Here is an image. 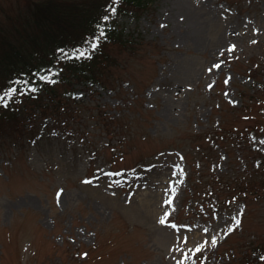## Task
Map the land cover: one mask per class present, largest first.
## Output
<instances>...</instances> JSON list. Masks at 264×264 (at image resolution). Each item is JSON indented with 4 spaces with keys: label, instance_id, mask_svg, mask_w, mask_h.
Masks as SVG:
<instances>
[{
    "label": "rangeland",
    "instance_id": "rangeland-1",
    "mask_svg": "<svg viewBox=\"0 0 264 264\" xmlns=\"http://www.w3.org/2000/svg\"><path fill=\"white\" fill-rule=\"evenodd\" d=\"M114 20L129 44L75 85L73 125L0 136V264H261L264 130L245 151L229 137L264 123L249 68L264 76V0H153ZM218 126L224 144L198 134ZM205 178L219 205L196 200Z\"/></svg>",
    "mask_w": 264,
    "mask_h": 264
},
{
    "label": "trees",
    "instance_id": "trees-1",
    "mask_svg": "<svg viewBox=\"0 0 264 264\" xmlns=\"http://www.w3.org/2000/svg\"><path fill=\"white\" fill-rule=\"evenodd\" d=\"M152 1L26 0L23 7L16 12L14 9L5 12L3 10L4 13H0V90L11 87L20 90L23 87L22 83H11L16 80L28 81L30 85L37 86L38 90L29 95H17L14 102L11 98L6 97L9 100V107L0 106V136L4 134L14 137L17 142L24 137L27 139L31 137L32 127L39 124L42 118L44 119L42 122L44 129H57L59 130L57 133H60L62 129L61 125L63 127L72 126L73 124L66 126L71 123L69 122L70 118H62L66 117L65 112L69 103L80 106L88 103L82 99H74L72 93L75 91V85L77 83L86 84L88 81H99L101 68L115 60L111 52L113 45L125 47L129 44L123 32L118 29L114 20L115 16L144 10L149 7ZM112 8L116 9L115 14L111 13ZM105 15L109 16L108 21L105 22L106 36L99 43L91 58L58 59L60 54L57 49H63L67 53H72L77 48L87 49L86 38H91L96 33L97 24L100 22V18ZM261 53L263 57L264 52ZM260 55L257 54L256 57L258 58ZM258 59L252 60L253 66L249 67L252 69L250 70L251 75L259 82L260 87L253 94L264 93V76L258 75V70L256 72L255 68L259 67L254 66L256 62L259 63ZM48 69H51L54 74L59 73L53 77L56 83L39 79L40 75L45 74L40 70ZM66 92L70 93L66 95ZM2 94L0 91V95ZM82 116L84 117V115ZM46 118L49 120L46 121ZM79 125L83 126V124ZM263 128L264 123H261L251 127L246 126L244 130H232L229 139H233L235 142L241 141L243 143L241 149L245 151V148L248 147L246 143L248 130L255 132L264 130ZM220 129V126L214 127V131L205 128L199 130L198 134L211 133L212 131L213 134L209 135L212 140L224 144L223 140L227 139L218 134ZM244 170L248 172L253 169L250 170L247 167ZM240 173L242 172L234 171L229 175L228 186L231 183L244 186L246 176ZM224 175L227 174H218L217 176ZM203 180L205 189L195 190V194L201 196V199L196 200L200 204L208 201V206L213 203L219 205L222 198L218 195L213 181L208 178ZM253 251L256 260L264 264V259H261L264 257V246H254Z\"/></svg>",
    "mask_w": 264,
    "mask_h": 264
},
{
    "label": "snow or ice",
    "instance_id": "snow-or-ice-1",
    "mask_svg": "<svg viewBox=\"0 0 264 264\" xmlns=\"http://www.w3.org/2000/svg\"><path fill=\"white\" fill-rule=\"evenodd\" d=\"M116 9L112 8L111 13L115 14ZM109 16L105 15L100 18V22L97 24V31L96 33L91 37V38H86L85 44L88 45L87 49H80L77 48L75 49L72 53H67L63 49H57V52L60 54L58 59L63 58V59H82V58H91V55L94 53L96 48L99 46V43L105 38L106 36V27H105V22L108 21ZM41 72H44L45 74L40 75L39 79L41 81L49 82V83H56V80L53 78L54 75H58L59 73H52L51 69L48 70H40ZM11 83H22L23 87L20 90H17L15 87H11L8 89L0 90L2 91V95H0V106L4 107H9V100L7 98H11L12 101L14 102L15 96L17 95H29L36 93L38 88L35 85H30L28 81H12ZM108 175H119V173H113V174H108ZM96 179H99L98 177ZM92 181H85V183H91ZM115 183H119V181H116ZM163 223L164 221L161 220ZM240 221L235 220V224L239 225ZM212 243L215 244V240H212ZM200 249H197V252H199ZM261 259H264L262 257Z\"/></svg>",
    "mask_w": 264,
    "mask_h": 264
}]
</instances>
